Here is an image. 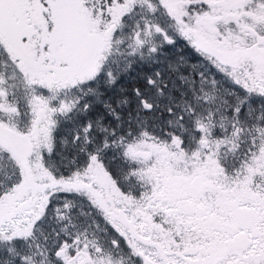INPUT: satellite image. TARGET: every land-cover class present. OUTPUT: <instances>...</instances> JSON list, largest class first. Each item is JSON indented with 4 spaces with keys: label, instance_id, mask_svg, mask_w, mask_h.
<instances>
[{
    "label": "snow or ice",
    "instance_id": "6c2138e0",
    "mask_svg": "<svg viewBox=\"0 0 264 264\" xmlns=\"http://www.w3.org/2000/svg\"><path fill=\"white\" fill-rule=\"evenodd\" d=\"M0 264H264V0H0Z\"/></svg>",
    "mask_w": 264,
    "mask_h": 264
}]
</instances>
